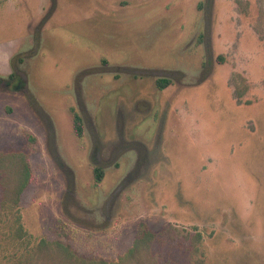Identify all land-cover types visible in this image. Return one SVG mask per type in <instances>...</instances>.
<instances>
[{
  "label": "rangeland",
  "instance_id": "374dc122",
  "mask_svg": "<svg viewBox=\"0 0 264 264\" xmlns=\"http://www.w3.org/2000/svg\"><path fill=\"white\" fill-rule=\"evenodd\" d=\"M15 153L33 177L0 204V264H72L58 242L79 264H264V0H0Z\"/></svg>",
  "mask_w": 264,
  "mask_h": 264
},
{
  "label": "trees",
  "instance_id": "16d2710c",
  "mask_svg": "<svg viewBox=\"0 0 264 264\" xmlns=\"http://www.w3.org/2000/svg\"><path fill=\"white\" fill-rule=\"evenodd\" d=\"M11 80L15 79V75L10 76ZM170 80L167 79H157L156 85L158 89L163 90L170 85ZM73 114V126L77 137L82 138L84 135V126L81 116L72 109ZM28 140L31 142H36V138L28 134ZM7 162H10V174L14 177L11 179L10 175L7 174L2 180V185L4 188L3 198L1 199V206L4 210H11L13 212H19V201L22 192L30 184L32 180L33 173L27 156L23 153L15 154H3L0 156V169L7 166ZM96 183H101L104 178V171L100 167H94L93 169ZM150 236L149 231L146 229L144 224H141L139 234L134 247L130 250L129 254L133 255L139 251V247L142 243L147 241ZM50 248L49 244L46 242H41L38 245V250L40 253L47 252ZM57 250L61 253L69 262L72 264H79V260L75 258L74 253L61 242L57 243Z\"/></svg>",
  "mask_w": 264,
  "mask_h": 264
}]
</instances>
